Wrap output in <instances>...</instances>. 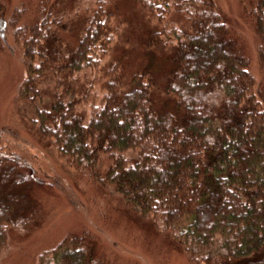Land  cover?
I'll return each instance as SVG.
<instances>
[{"label": "trees", "instance_id": "1", "mask_svg": "<svg viewBox=\"0 0 264 264\" xmlns=\"http://www.w3.org/2000/svg\"><path fill=\"white\" fill-rule=\"evenodd\" d=\"M88 1L68 51L55 31L65 19L63 0H38L31 22L25 8L8 21L26 67L19 97L33 104L39 140L53 143L74 179L110 197L112 187L114 202L151 221L191 264H264V88L250 71L245 41L215 0H138L157 23L147 48L171 51L169 80L161 85L148 71L126 78L119 61L88 117L57 91L41 106L47 76L58 88L70 86L72 75L96 66L112 46L110 0ZM246 14L264 71V0H253ZM5 22L0 6L1 29ZM6 135L16 137L0 130V250L12 229L38 224L36 191L59 187L38 177ZM92 239L68 235L51 250V264H105Z\"/></svg>", "mask_w": 264, "mask_h": 264}, {"label": "rangeland", "instance_id": "2", "mask_svg": "<svg viewBox=\"0 0 264 264\" xmlns=\"http://www.w3.org/2000/svg\"><path fill=\"white\" fill-rule=\"evenodd\" d=\"M227 16L231 30L246 43L251 60L250 71L264 88V71L257 55V37L251 19L246 14L253 0H215ZM6 16L5 29L0 28V130L9 129L3 141L15 146L37 170L38 177L58 180L56 189L36 191L41 209L38 224L30 231L20 226L10 231L5 246L0 250V264H51V250L68 235L89 232L92 249L105 264H191L172 241L156 230L153 223L113 200L118 194L109 187L112 197L99 191L85 180L74 179L53 143L40 141L30 123L33 104L19 97L21 83L26 78L22 49L14 41L9 19L15 10L26 9L25 22L34 19L38 0H0ZM90 8L88 0H63L59 6L64 23L56 28L57 39L64 50L76 44L81 36L82 19ZM108 8L114 12L110 33L113 43L103 48L98 64L72 75L70 86L56 85L47 76L40 85L41 106L48 103L56 91L64 100L75 101L77 108L89 116L101 103L109 72L119 62V71L128 78L132 73L148 71L159 84L169 80L171 51L159 45L147 48L150 29L156 20L140 6L138 0H110ZM79 15L76 16V13ZM34 105L39 107V102ZM20 149V150H19ZM68 195H67V194Z\"/></svg>", "mask_w": 264, "mask_h": 264}]
</instances>
